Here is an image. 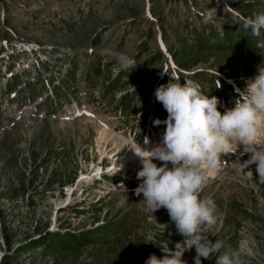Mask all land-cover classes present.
Listing matches in <instances>:
<instances>
[{"label":"rangeland","instance_id":"374dc122","mask_svg":"<svg viewBox=\"0 0 264 264\" xmlns=\"http://www.w3.org/2000/svg\"><path fill=\"white\" fill-rule=\"evenodd\" d=\"M24 1L26 8L32 5L38 8V3L44 8L24 16L16 7L8 6L5 22L13 23L9 19L12 17H31L27 20L36 24L33 22L32 26L25 20L20 33L44 44L43 48L54 49L44 51L38 58L37 82L23 86L24 96L18 102V109L14 105L6 108V120L0 122V257L13 255L28 240L37 239L38 229L62 232L55 218L60 219L64 228L76 233L101 227L107 221L104 229L113 226L106 235L109 245L85 250L76 264H144L151 254L161 257L168 249L182 252V244L178 243L184 237L177 233L167 211L161 208L154 216L144 211L142 194L138 197L134 191L140 181L137 175L128 173L129 168L115 185L110 182L88 187L85 203L77 208L80 212L68 209L60 213L56 209L65 201L64 187L73 185L74 189L76 185L79 190L80 181L91 182L97 169L108 174V178L116 177L114 173L120 171L110 169L109 163L115 158L113 155H120L117 153L120 150L126 154L129 144L120 149H114L110 142L97 146L101 126L105 124L114 134L128 140H134L132 130L137 133L136 143L143 146L145 142L140 143L138 137L146 109L148 115L154 110L152 121H161L159 125L167 119L162 104L151 103L148 97L154 85L162 82L163 74H167L165 85L169 80L174 81L173 75L162 68L167 66L159 52L160 41L169 42V52L180 72L187 73H180L184 78L182 85L187 80L196 81L205 95L216 96L220 102L225 99V109L233 107V94L224 92L217 85V78L247 86L258 69L264 70V48L250 53L238 42L229 46V42H223L228 37L225 33L231 32L234 38L240 26L244 33L243 21L264 12V0ZM54 5L60 12L50 8ZM209 32L211 37L217 35L215 46L220 49L201 48ZM246 46L249 49L254 44ZM181 57L188 61L186 69L180 66ZM43 59H49L48 66L43 64ZM68 66L69 78L64 79ZM120 70L119 78H115ZM136 71L138 77L134 78ZM45 78L51 81L49 87ZM61 80H64L59 88L61 94L54 97L52 88ZM125 91L135 96L128 98V104L122 107L117 102ZM218 110L223 114L219 105ZM237 156L239 152L222 156L218 173L209 178L204 174L206 184L200 197H210L217 205V224L204 234L209 239L215 236L213 241H222L225 245L222 251L230 249L228 240L232 239L235 249L243 250L244 264H262L264 176H258L255 164L241 171ZM34 158L36 163L46 161L40 165L33 185H29ZM248 158L245 154L240 162ZM129 163H132L130 158L121 165ZM108 191L107 196L96 202ZM92 201L96 203L94 208L89 206ZM96 210L100 211L96 213ZM43 250L26 247L13 263L52 264L50 255L38 256ZM219 254L204 259V264H216L212 257ZM70 255L71 252L64 254L68 258ZM182 259L188 264L187 258L182 256Z\"/></svg>","mask_w":264,"mask_h":264},{"label":"clouds","instance_id":"9594fccd","mask_svg":"<svg viewBox=\"0 0 264 264\" xmlns=\"http://www.w3.org/2000/svg\"><path fill=\"white\" fill-rule=\"evenodd\" d=\"M243 28L260 36L264 32V12L246 18ZM259 46L264 47V43ZM154 95L168 114L163 122L166 128L162 142L151 149L133 140L135 148L129 149L141 165L137 172L140 183L134 191L138 197L142 194L140 201L146 213L154 216L165 209L184 239L178 243L182 252L168 249L161 257L151 254L144 264H187L182 255L193 248L194 264H202L201 257L208 259L217 253L216 264H244L241 248L222 251V241L204 234L217 224V205L210 197H200L206 184L202 170L217 169L223 163L222 156L242 148L237 156L240 170L255 164L258 176H264V70L258 69L233 107L223 114L218 110V105L222 107L220 100L203 94L191 80L183 85L178 79L169 80ZM245 154L249 158L241 163L240 157Z\"/></svg>","mask_w":264,"mask_h":264},{"label":"trees","instance_id":"16d2710c","mask_svg":"<svg viewBox=\"0 0 264 264\" xmlns=\"http://www.w3.org/2000/svg\"><path fill=\"white\" fill-rule=\"evenodd\" d=\"M207 27V26H205ZM209 28H212L209 26ZM210 31V30H209ZM227 39L229 40H223L226 42H229L230 44L233 43H239V45L244 48L245 50L249 52H258L260 49H263L264 47H260L259 45L261 43H264V32L261 33L260 36H253L251 34L250 29L246 30L245 32L242 33L240 31L239 35H236V39H232L231 34L225 33ZM206 40L203 43V46L201 48L207 47L208 48H218V45H216L218 39L217 35L215 37L210 36V32L207 34ZM210 37V38H209ZM256 37V38H255ZM202 40V39H200ZM198 40L199 42H201ZM204 40V39H203ZM209 42V44H208ZM212 43V44H211ZM208 44V45H207ZM246 44H254V47H251L247 49ZM180 66L186 69L188 67V61H185L184 58L181 57V62ZM134 78H137V74L133 76ZM228 92H230L229 87H225ZM135 93L127 94L126 96L121 98V105H127L129 99L128 98H134ZM37 159H33V168L31 170V178L28 179L29 185H33L35 180L37 179V176L39 174V168L41 164H45V160H39L38 163H36ZM25 178H23L24 180ZM73 179L70 180V183L72 182ZM22 189L21 191L24 193L25 192V185L22 182L21 183ZM105 230L104 229H87L83 230L81 232L75 233V232H70L66 231L64 233H52L50 231H43L42 229H38L36 231V236H38L37 239H32L28 240V243L23 245L21 248L16 250V252L13 255L10 254H3L0 264H14L13 262L16 261V258L18 256V253L25 249L26 247H42L44 250L38 253V256L41 258H45L46 255H50L51 263L52 264H76L78 262V256H80L85 250L88 251L90 248H93L96 244L102 243V246L107 245L108 243H104L106 241L103 239V236L105 235ZM7 244H9L8 241H6ZM192 253L194 256H196L195 249H191ZM65 252H71V255L68 257L64 256ZM205 258L201 257V262L202 264L205 263Z\"/></svg>","mask_w":264,"mask_h":264},{"label":"built area","instance_id":"2783aa9c","mask_svg":"<svg viewBox=\"0 0 264 264\" xmlns=\"http://www.w3.org/2000/svg\"><path fill=\"white\" fill-rule=\"evenodd\" d=\"M8 6L9 7L16 6L21 11L32 13L31 7L26 8V3L21 0H17L14 2H12L11 0H0V33L2 35H7V36L9 29H7L5 23L3 24L2 18L3 16H6V9ZM50 8L52 9V7ZM10 21H12L11 18ZM13 28L16 29V31L18 32L21 29L20 24L19 25L15 24V27ZM17 37L18 39L15 40V38ZM10 40H11L9 41L10 43L7 45L5 39L3 38L2 41L0 42V51H1L0 63L3 64V66L1 67L0 74L6 73L7 69H9L11 64L13 65V67H11L12 68L11 71H15V72L19 71L20 69L24 68L25 59L31 61L34 58H36V56H39L40 53H42L43 48L40 47L37 41L23 39L21 36H13V38L11 37ZM51 49L52 48H49V50ZM261 260L263 263L264 257L261 258Z\"/></svg>","mask_w":264,"mask_h":264},{"label":"bare ground","instance_id":"6f19581e","mask_svg":"<svg viewBox=\"0 0 264 264\" xmlns=\"http://www.w3.org/2000/svg\"><path fill=\"white\" fill-rule=\"evenodd\" d=\"M52 9L54 11H58L60 12V8L58 7H55V5L52 7ZM253 79V78H252ZM252 79H249L248 81L252 80ZM92 110V109H91ZM76 111V110H75ZM102 123V122H101ZM101 125V124H100ZM98 136H97V146H100L102 143H108L110 142L112 147L114 149H120L124 146V144L128 143L129 145L127 146V148H125V150H127V153L124 155L123 158L121 159H118L117 160V163L119 165L116 166V170H120L121 169V164L122 162H126L128 160V158L132 159V163H131V168L133 170V174L137 175V173H134L139 167H140V160L139 158L134 154V152L129 149V148H135V144L133 143V140H128L124 137H120L117 133L114 134V131L109 129L107 126H105V124L103 126H101L99 129H98ZM138 144V143H137ZM141 146V144H139ZM159 145V143H157L156 140L152 141V142H148L147 141V144L144 145V147L142 146V148H148V149H151L155 146ZM103 146V145H102ZM242 149V148H241ZM99 150V148H98ZM100 151V150H99ZM241 151V150H239ZM238 151V152H239ZM235 153L233 155H237L238 154ZM114 157H118L119 155H113ZM235 157V156H234ZM223 159V157H222ZM239 161V160H238ZM203 174H207L208 176L207 177H213L215 174L218 173V170L215 169V170H208V169H203L202 170ZM99 173V169H97L95 171V174L94 175H97Z\"/></svg>","mask_w":264,"mask_h":264},{"label":"crops","instance_id":"0c3cea01","mask_svg":"<svg viewBox=\"0 0 264 264\" xmlns=\"http://www.w3.org/2000/svg\"><path fill=\"white\" fill-rule=\"evenodd\" d=\"M21 1L25 2L24 0H21ZM25 3H26V2H25ZM27 3H29V2H27Z\"/></svg>","mask_w":264,"mask_h":264}]
</instances>
